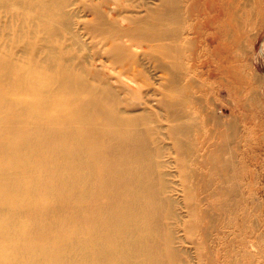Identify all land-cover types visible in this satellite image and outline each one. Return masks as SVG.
Instances as JSON below:
<instances>
[{
  "label": "bare ground",
  "instance_id": "bare-ground-1",
  "mask_svg": "<svg viewBox=\"0 0 264 264\" xmlns=\"http://www.w3.org/2000/svg\"><path fill=\"white\" fill-rule=\"evenodd\" d=\"M184 1L160 0L142 16L131 7L143 0H0V264H192L177 227L193 235L199 221L216 222L229 192L215 188L214 205L201 208L190 188L182 202L169 163L158 159L151 111L126 115L124 87L97 64L109 59L138 84L147 78L144 55L167 71L169 93L188 97L174 59L183 34L176 24L186 12L193 20L201 5ZM204 1L213 24L222 6ZM82 11L92 18L74 19ZM84 30L101 40L88 43ZM162 103L170 120L187 117L180 101ZM177 125L171 135L192 134ZM208 161L221 179L229 176L228 162ZM180 206L197 224L182 220Z\"/></svg>",
  "mask_w": 264,
  "mask_h": 264
},
{
  "label": "rangeland",
  "instance_id": "rangeland-1",
  "mask_svg": "<svg viewBox=\"0 0 264 264\" xmlns=\"http://www.w3.org/2000/svg\"><path fill=\"white\" fill-rule=\"evenodd\" d=\"M188 1L183 4L187 6ZM199 1L200 13L195 12L190 20L186 12L182 23L176 24L183 34L175 41L182 51L174 59L180 69L183 67L181 85H187L184 94L188 97L169 93L165 88L167 71L155 68L144 55L147 78L138 84L120 76L119 67L108 66L109 59L97 64L108 72L113 85L124 87L120 93L127 102L126 115L135 117L145 109L151 111L150 118L158 125L155 137L163 149L158 159L169 163L170 186L178 189L182 202L190 188L194 204L201 208L214 205L215 188L229 192L222 196L221 212L210 225L195 223L196 213L183 206L177 208L182 220L199 226L193 235L184 225L177 227L178 234L187 238L183 246L194 258L191 263L264 264V0H212L217 7L222 6V16L216 9L213 12L212 17L218 16L213 24L205 21L208 17L201 12L205 1ZM143 2L145 5L131 7L142 16L148 8H157L160 0ZM78 15L74 18L78 22L92 18L85 11ZM191 23L198 27L190 30ZM84 33L90 44L101 40H92L86 30ZM145 50L148 52L146 47L137 49L141 54ZM170 97L182 103L179 108L186 112V118L170 120V108L162 103ZM177 124H188L192 134L182 131L171 135L169 131ZM176 139L181 140V148ZM210 156L229 163L226 180L205 163Z\"/></svg>",
  "mask_w": 264,
  "mask_h": 264
}]
</instances>
